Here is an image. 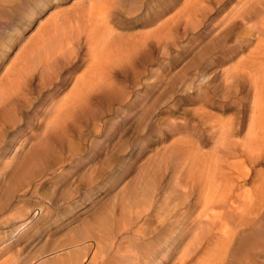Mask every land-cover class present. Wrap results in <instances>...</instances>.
Wrapping results in <instances>:
<instances>
[{
    "label": "rangeland",
    "instance_id": "374dc122",
    "mask_svg": "<svg viewBox=\"0 0 264 264\" xmlns=\"http://www.w3.org/2000/svg\"><path fill=\"white\" fill-rule=\"evenodd\" d=\"M101 1L6 2L0 89L52 21ZM186 1L109 0L103 36L132 41L113 86L64 105L88 58L82 40L58 65L33 64L20 85L30 104L6 89L0 264H69L86 251L83 264H173L211 227L225 232L219 264H264V0Z\"/></svg>",
    "mask_w": 264,
    "mask_h": 264
},
{
    "label": "bare ground",
    "instance_id": "6f19581e",
    "mask_svg": "<svg viewBox=\"0 0 264 264\" xmlns=\"http://www.w3.org/2000/svg\"><path fill=\"white\" fill-rule=\"evenodd\" d=\"M8 1L9 0H0V15L5 14L7 11L15 10L13 5L6 3ZM201 2L202 0H187L183 10H189ZM257 2L261 3V0H257ZM247 3L248 2L246 1L244 5ZM110 6L111 3L109 0L95 2L90 5L88 9H85V11L83 9V12H79V14H81L80 16H78L77 13L75 14L77 15L75 17H60V20L56 19L52 21L45 32L42 33L41 37H39L40 39L36 42L37 45H35V48L32 45L34 49L32 48L31 56L28 57L29 59L27 58L17 77L11 78L12 80L7 83V85L9 86L10 84V86H7L6 89H13L15 90V93H17L16 91L20 92L22 90L20 93H23L26 96V104L29 103L31 101L30 98H32L27 97V92L29 90L26 91L25 88L20 85L23 84L25 79L29 76V69L32 68L33 64L40 60L44 66L49 65L50 67H53V65H58L61 61L63 62L66 60L65 55L72 54L76 48H80L82 40V43H84L83 45L86 46L85 48L87 50L88 58L85 60L83 59L84 67L82 68V73H80L81 75H76L77 77L73 81L70 89L71 93L68 95L69 97L66 98L64 105H66L71 99L73 100L78 97L82 99L85 95L90 94V92L92 93L93 90L98 91V89L104 84L113 86V82L115 78H117L115 65L121 60L122 55L130 49L129 47L132 45V41H118L119 39L115 40L114 36L113 38H106L108 35L105 34H110L112 32V27L110 26V21L112 20V8ZM6 89L5 86L3 89H0V99L4 97V94H7ZM260 91L261 90H258L256 93V97L258 98H261L262 95V93L260 95ZM255 108L258 110V102L257 104L255 103ZM258 113L259 112H257L255 117L259 118V121H261V115H258ZM15 117H17V114ZM39 160L40 158H36V162H39ZM226 185L227 184H224L222 187H225ZM209 193L212 192L210 191ZM227 194H229L228 197H223L220 202L221 207L224 209L223 214H221L223 217L225 216L227 208L231 207V194L230 192ZM211 196L208 194L207 197L210 198ZM233 208L237 210L238 208H243V206H234ZM239 213L240 212L235 211L230 215L233 221L237 220ZM20 220H22V222H19L18 228L26 225L30 221L27 219V216L22 217ZM201 232H203V235H200V233L197 232L194 236V240L192 242L190 241L185 247H183L181 253L177 257L178 263L174 261L173 264H219L220 258H216L215 251L220 238L225 236V232H214L213 227ZM90 250H93L92 247ZM88 255H90L89 251H86L80 256L71 258L69 264H83L85 262L84 257ZM195 257H197L196 260ZM49 263L52 264V260Z\"/></svg>",
    "mask_w": 264,
    "mask_h": 264
}]
</instances>
